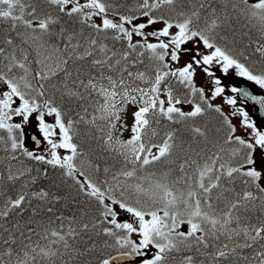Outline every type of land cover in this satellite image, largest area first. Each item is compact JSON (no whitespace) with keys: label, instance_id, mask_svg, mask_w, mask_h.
I'll use <instances>...</instances> for the list:
<instances>
[{"label":"snow or ice","instance_id":"1","mask_svg":"<svg viewBox=\"0 0 264 264\" xmlns=\"http://www.w3.org/2000/svg\"><path fill=\"white\" fill-rule=\"evenodd\" d=\"M123 261L264 264V0H0V264Z\"/></svg>","mask_w":264,"mask_h":264},{"label":"trees","instance_id":"2","mask_svg":"<svg viewBox=\"0 0 264 264\" xmlns=\"http://www.w3.org/2000/svg\"><path fill=\"white\" fill-rule=\"evenodd\" d=\"M52 175H55V174L50 173V176H52ZM41 186H44V187H51V183H50L48 180H44V181H41ZM53 190H55V189H53ZM64 191H65V192L68 191L67 188H66V186H65V188H64ZM74 195H75V193H72V196H74ZM69 210L74 211V209L71 208V205H69V209H65V210H64V211H65V214H67V212H68ZM25 215H27V214H25Z\"/></svg>","mask_w":264,"mask_h":264},{"label":"rangeland","instance_id":"3","mask_svg":"<svg viewBox=\"0 0 264 264\" xmlns=\"http://www.w3.org/2000/svg\"><path fill=\"white\" fill-rule=\"evenodd\" d=\"M28 135H29V133H28ZM29 143V142H28ZM122 219H127V217L126 216H124V215H122V217H121Z\"/></svg>","mask_w":264,"mask_h":264},{"label":"water","instance_id":"4","mask_svg":"<svg viewBox=\"0 0 264 264\" xmlns=\"http://www.w3.org/2000/svg\"><path fill=\"white\" fill-rule=\"evenodd\" d=\"M240 83H243V81H240ZM123 262H128V261H123Z\"/></svg>","mask_w":264,"mask_h":264}]
</instances>
